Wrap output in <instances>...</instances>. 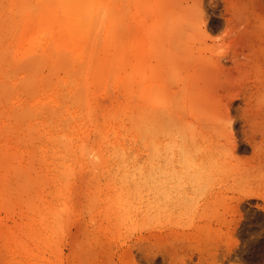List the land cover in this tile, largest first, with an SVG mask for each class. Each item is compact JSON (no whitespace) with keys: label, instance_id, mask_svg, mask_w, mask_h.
Returning a JSON list of instances; mask_svg holds the SVG:
<instances>
[{"label":"rangeland","instance_id":"obj_1","mask_svg":"<svg viewBox=\"0 0 264 264\" xmlns=\"http://www.w3.org/2000/svg\"><path fill=\"white\" fill-rule=\"evenodd\" d=\"M41 4L0 0V264H264V0H100L81 42Z\"/></svg>","mask_w":264,"mask_h":264},{"label":"bare ground","instance_id":"obj_2","mask_svg":"<svg viewBox=\"0 0 264 264\" xmlns=\"http://www.w3.org/2000/svg\"><path fill=\"white\" fill-rule=\"evenodd\" d=\"M99 2L100 0H42L41 5L48 11L47 15L49 17L58 19L60 23H63V25L67 24L73 30L75 39L76 40L78 39L77 41L81 42V41H86L87 39H89L92 27H93V34L96 33L97 35L100 33V29L98 28L100 26L101 28H103L104 21L98 24L96 21L95 12H93V10L96 11L97 4ZM98 19L99 18L97 17V20ZM68 31L69 30L65 28L62 32L65 35V38H67V40H69ZM238 40L241 41L240 39ZM79 50H82V49H79ZM1 72H3L4 74V77H3L4 79L1 82V86L9 88L11 85H14L15 77L11 74H8L7 71H3V69H1ZM257 105H260V104L258 103ZM230 124L232 125L233 123H230ZM229 135L231 134L229 133ZM232 145H235V143L233 142ZM6 235L9 237L8 231H6ZM9 239H11V237H9ZM17 243L18 245H20L22 244V241L18 238Z\"/></svg>","mask_w":264,"mask_h":264}]
</instances>
